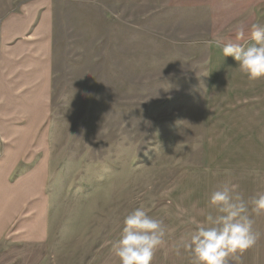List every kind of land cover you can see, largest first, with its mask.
I'll return each mask as SVG.
<instances>
[{
	"label": "rangeland",
	"instance_id": "rangeland-1",
	"mask_svg": "<svg viewBox=\"0 0 264 264\" xmlns=\"http://www.w3.org/2000/svg\"><path fill=\"white\" fill-rule=\"evenodd\" d=\"M28 3L47 11L48 84L2 118L0 264H119L140 206L167 228L151 264H193L179 246L216 214L211 193L264 192V79L222 51L242 24L252 43L264 0H0V15ZM253 218L238 264H264Z\"/></svg>",
	"mask_w": 264,
	"mask_h": 264
},
{
	"label": "clouds",
	"instance_id": "clouds-1",
	"mask_svg": "<svg viewBox=\"0 0 264 264\" xmlns=\"http://www.w3.org/2000/svg\"><path fill=\"white\" fill-rule=\"evenodd\" d=\"M248 30L247 25H240L236 42L223 43L222 51L225 57H233L241 73L256 81L264 79V24L250 26V44L244 41ZM210 203L216 214L208 213L206 223L198 224L179 247L191 253L193 264H238L239 254L258 239L253 214L264 213V192L245 201L237 185L224 183L211 193ZM166 233L163 220L150 216L145 207H137L124 217L121 236L113 244L114 256L119 264H151Z\"/></svg>",
	"mask_w": 264,
	"mask_h": 264
},
{
	"label": "crops",
	"instance_id": "crops-1",
	"mask_svg": "<svg viewBox=\"0 0 264 264\" xmlns=\"http://www.w3.org/2000/svg\"><path fill=\"white\" fill-rule=\"evenodd\" d=\"M33 5L13 7L0 15V153L8 140L3 134L2 118L15 116L17 100L29 99L24 95L29 92L27 86L32 78H39L40 90L42 85L47 89L50 60L47 11H41L42 5L39 8ZM20 91L23 94L16 97Z\"/></svg>",
	"mask_w": 264,
	"mask_h": 264
}]
</instances>
